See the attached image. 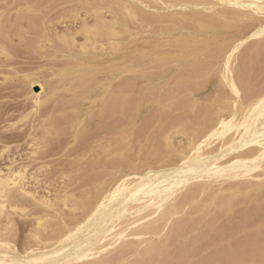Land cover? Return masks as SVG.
Instances as JSON below:
<instances>
[{
    "label": "rangeland",
    "instance_id": "rangeland-1",
    "mask_svg": "<svg viewBox=\"0 0 264 264\" xmlns=\"http://www.w3.org/2000/svg\"><path fill=\"white\" fill-rule=\"evenodd\" d=\"M98 1L99 0H97V1L96 0H86V1L85 0H0V30H1L0 33L2 31L4 33V34L3 33L0 34V36H1V39H0V45H1L0 46V155L2 152V155L0 156V166H1L0 168L3 167L2 170L6 169V167L8 166L7 164L12 165L13 167H14V165H15V167H17V166L26 164L25 166H27V169L29 170L28 174L32 173L31 175L34 174V175L38 176L37 180H39L40 178L42 179V180L40 179L38 181L40 183L36 182V180H33L32 177H30L32 179L28 178L27 179L28 181L26 180L28 182V184L25 185V188L27 187V189L29 188L28 190H31V191L35 190V194L37 193L36 197L38 195H42V194H44L46 197H50V196L55 197V195L58 192H60V190H62L63 192L65 191L68 194L69 193L75 194L74 196L77 197V199H78L77 201L84 198L85 200H87L90 203L95 198V193H94L95 188L97 186L106 185V183L109 181L110 177H112L111 175H113L115 177L117 175V177H119L118 175H121V173L125 174V173L130 172L129 174H134L136 176H142L143 173L145 174L148 170L152 169L151 171H155L156 169H158L159 167H161L163 165L164 166L167 165V167L168 166H175V165L179 164V162H178L179 157H178L177 152H175V154H174V152L168 154L167 152L164 151V149H162L163 148V142H164L162 140H164L163 138H164L165 130L167 131V128H169V126H170V129H169V131H167L166 134H169L172 131H174L175 129L180 128V127L184 128V129L186 128L185 131L188 133L185 132L186 134L185 133L184 134L183 133L175 134L174 138H173L174 145H176L177 147L179 146V148H181L183 146V144L186 142L188 135H190V133L193 131V129L196 130L198 133L201 132V134H203L204 132H208L209 130L213 131V130L217 129V127L219 126L218 124H220L221 122L228 121V120L232 121V122L236 121L238 119V113H239V110H237V109L240 106H241L240 108H246L247 103H245L244 105H237V104H239L240 101L243 100V98H244L243 101H245L246 98H248L249 96H251V95L253 96L254 92L257 93L260 90H264V81H263L264 80V72H263V70H264V42H262V41H264L263 40L264 39V9H263V7L260 11L255 12V14H253L254 11L252 12L253 9L251 7H246L244 9V15L241 17H238L234 22L239 27L238 30H237V28H238L237 27L236 30L231 29V30H228L227 32L226 31L221 32L211 42L204 41L205 40L204 38L199 37L200 39H197V42L196 41L193 42L196 47H194V45H192L193 43L190 42V39H187V38L192 33H194V31H196L195 29H197L198 23H199V18H197V17H199V14L193 12L194 14H196V16H194V14H192V12L189 8H187L185 6H181V5H176L177 6L176 11L180 14V21H178V23L175 25V28L173 27L174 26L173 22L170 21L171 19L160 18L155 14L154 11L151 12L152 15L150 14V12L148 13V15H147L148 19L149 18L151 19L149 21H148V19L145 18L147 16L144 15V17H143V16H141L142 14L139 13L138 15H136L137 17H134L131 19L128 18V21H127V28L128 29L125 31H122L123 33H121L117 37V38H119L117 40L120 42V50L119 51H112L111 49L106 47L107 46L106 44L102 46L101 43L104 42L105 39H102V40L97 39V41L94 43V47L92 48L93 50L92 49L81 50L80 44L84 42V33L81 31V29H82L81 26H83V25H81V23L82 24H88V25H89V23H90V25L94 24L93 22H95L97 14L100 17H102L103 20H105V21H109L112 17L111 9L114 6L115 2L113 3L112 0H110L111 2H109L107 0V2H109V3H105V0H101V1H99L100 3L98 4ZM102 1H103V3H102ZM124 1H126V0H118L119 3L124 2ZM164 1L177 3V2H180L181 0H164ZM258 1H259V3L264 2V0H258ZM96 2L98 5L96 4ZM146 2L147 3L149 2V4L151 3L152 6L155 5V7L157 8V4L153 3L152 0H148ZM94 7H96V8L98 7L97 8L98 10L94 11V9H95ZM107 10H108V12H107ZM249 11H251L252 13H250ZM109 12L111 13V15ZM251 15H253V16H251ZM139 16L142 17L143 19L141 18L140 20H138L140 18ZM155 16L157 19L155 18ZM136 18H138V19L135 20ZM144 18H145V20H144ZM158 18H160V19H158ZM143 20H144V22H140ZM169 21L171 24L169 23ZM132 22H133V24H132ZM179 22H180V24H179ZM135 23H136V25L138 24L137 26L135 25L136 27H134ZM139 23L141 25L143 24L145 26L142 25L143 26L142 27V26H140ZM181 23L184 25H181ZM150 25L152 28H148ZM169 25L170 26L172 25V26L169 27ZM178 25H179V27H178ZM138 26H140V28H138ZM187 26H189L188 29L186 28ZM190 26H191V28H190ZM192 26H194L193 27L194 30H193ZM167 27H168V31H167ZM259 27H260V29H258ZM131 28L133 31L131 30ZM134 28H136V29H134ZM41 29H42V31H41ZM171 29H173V30L171 31ZM256 29H258L259 31L258 30L256 31ZM65 30L67 32H65ZM143 30L144 31L146 30L145 32L148 34L150 33L149 34L150 36L148 34L147 35L149 37L147 35L144 36V34H146V33ZM150 30H151V32H150ZM16 32H19V33H16ZM48 33H50L49 36H48ZM59 33H68L69 35H73L74 42L70 48L63 50V49H60L58 47L57 42L54 39V37H55V34H59ZM129 33H130V35H129ZM51 34H52V36H51ZM248 34H249V36H248ZM251 34L252 35L255 34V35L250 37ZM261 34H263V35H261ZM4 35H5V37H4ZM219 37H221V38H219ZM245 37H246V40L243 39ZM2 38H3V40H2ZM47 38L50 40H48ZM51 38H52V41L54 39L53 42L51 41ZM5 39H6V41H4ZM233 39L235 40V42H233ZM259 39H261V40H259ZM138 40H140V41H138ZM258 40L260 41L261 44L259 43ZM46 43H48V44H46ZM215 43L217 45H215ZM123 44H125V45H123ZM230 44H232L233 46ZM99 45L103 47L102 50H101V47ZM137 45H138V47H135ZM225 45H229V46H225ZM5 46H6V48H5ZM121 46H122V48H121ZM206 46L208 48L207 50H206ZM238 46L240 49L238 48ZM260 46H261V48H260ZM241 47H242V49H241ZM1 48H3V50H4L3 52L1 51ZM55 48L57 50H55ZM213 48H216V49H213ZM221 48H223V49H221ZM232 48H234V49L232 50ZM255 48H257V50ZM5 49H8V50H5ZM237 49H239V50H237ZM72 50H73V52H72ZM220 50H221V52H218ZM222 50L225 52H223ZM93 51H94V53H93ZM108 51H109V53H107ZM143 51H144V54H143ZM207 51H209V53ZM229 51H231V52L229 53ZM236 51L239 53H236ZM253 51H255V52H253ZM67 52H68V54H67ZM100 52H102V54ZM132 52H134V53H132ZM138 52H140V54ZM146 53H147V55H146ZM217 53L219 55H217ZM249 53L251 56H248ZM259 53H261L263 55V58H262V55H260ZM76 54H77V56H76ZM91 54H93V55H91ZM98 54H100V55L97 56ZM212 54H215V55H212ZM225 54H227V56ZM230 54L238 55L239 57L235 56L236 57L235 58L232 55L230 56ZM73 55H74V57H72ZM126 55H129L128 58H126L127 57ZM138 55H139V59L137 58ZM172 55H174L175 58L174 57L172 58ZM256 55L258 58L256 57ZM83 56H84V58H83ZM85 56H86V58H85ZM87 56H88V58H90V60L87 58ZM130 56H132V57H130ZM166 56L168 58H166ZM124 57L126 60L124 59ZM193 57H195V58H193ZM210 57H211V59H210ZM231 57H233V58H231ZM78 58L79 59L83 58L82 59L83 61H84V59H87V60L82 62V60H79ZM96 58L98 60H95ZM132 58H135V59H132ZM176 58L179 59L178 63L180 65L177 64ZM205 59H207V60H205ZM208 59L211 61L209 62ZM252 59H254V60H252ZM92 60H93V62H92ZM184 60H186V61H184ZM189 60L194 61V62H190ZM196 60H197V62L199 60L200 63L199 62L197 63ZM237 60H240V62L238 61V63H236ZM219 61L221 64L219 63ZM175 62H176V64H175ZM206 62L208 64H206ZM233 62H235V64ZM248 62L251 63V66H247L250 64V63L247 64ZM133 63H135V64H133ZM213 63H215V66ZM84 65H85V67H84ZM94 65H95V67H93ZM98 65H99V68H98ZM129 65H131V66H129ZM141 66H143V68H141ZM229 66H231L232 69ZM235 66L237 68H239V67H241V68L237 69L238 70L237 71ZM246 66H247V68H246ZM100 67H102V68L100 69ZM197 67H200V68L197 69ZM256 67L259 68L258 71L256 70ZM92 68H94V69H92ZM194 68H196L197 70ZM86 70L89 71L88 74H86ZM177 70H179V71H177ZM206 70H207V72H206ZM223 70H225V71L227 70L230 73L233 72L234 79L237 80V84L239 83L238 85L241 86V87H239V86H237V87L241 88V90L244 89L243 95H242V91L239 88L237 91H235L234 89L229 87V83L227 82L228 80L224 79L222 77ZM251 70H252V72H251ZM73 71H75V72H73ZM118 71H119V73H118ZM174 71H176V72H174ZM246 71L247 72L249 71V73H247ZM253 71H255V72H253ZM84 72H85V75L82 74ZM213 72H214V74H213ZM238 72H239V74H238ZM201 75H203V77ZM243 75L245 77H243ZM82 76L85 79H82L83 78ZM87 76H89V77H87ZM90 77H91V79H89ZM237 77H238V79H237ZM30 78L33 79L34 81H36L35 86H33V90L38 91L39 87H41V90H42L40 93V102L37 106V111L35 113L31 112L32 108H33V99L31 97V93H30L31 88L29 87V81H28ZM198 78H200V79H198ZM246 78H247V80H246ZM255 78H256V81L254 80ZM184 79L185 80L187 79L188 82L185 81ZM183 80L185 81V83ZM198 81H201V82H198ZM223 81H224V83H223ZM241 81L243 82V84ZM244 81H246L247 83ZM252 82L255 84V86H254V84H252ZM194 83H197V84H194ZM220 83H223L222 86ZM180 84H184V85H180ZM185 84H187V85H185ZM188 84L190 85V87L192 86L193 88L191 87V89H189L190 87ZM223 85H224V87H223ZM259 85H260V87H259ZM176 86H178V87H176ZM195 86H197V87H195ZM172 87L173 88L175 87V90L177 89L178 91H174V89L170 90V88H172ZM182 87H184L185 90H183ZM211 87H212V89H211ZM223 89H225V93H224ZM247 89L249 92L245 93V91H247ZM256 89H258V90L256 91ZM179 90H180V92H179ZM211 90L213 92H211ZM164 91L166 92V94H164L165 93ZM167 91H169V92H167ZM188 91H189V93H188ZM234 91L236 92L235 93L236 95L234 94ZM200 92H201V94H200ZM46 93H47V95H46ZM202 93H203V95H202ZM155 94H156V96H155ZM159 94L161 95V98H160ZM210 94H212V95H210ZM180 95H182L181 96L182 98L184 97L183 98L184 100L182 99L183 101L179 97ZM206 95H207V97H206ZM44 96H46V97H44ZM116 96H118L119 99H117ZM213 96H214V98H213ZM167 97H168L167 100H169L170 102L166 101ZM171 97H172V99H171ZM174 97H176V98L179 97L180 99L179 98L178 99L181 100L180 103L179 102L177 103V99L175 100ZM186 97H187V99H186ZM208 97L211 99L208 100ZM43 98H45V99L42 100ZM89 98H90V100H89ZM144 98H145V100L147 98L146 102H145ZM203 98L207 99V100H204ZM93 99H94V101L91 102ZM155 99H157V100H155ZM202 99H203V101H202ZM171 100L176 102L177 105L175 106V103L172 104ZM187 100H190V101H187ZM199 100L201 103L197 102ZM186 101H187V103H185ZM195 101H196V103H193ZM236 101H238V103ZM113 102H115L114 103L115 105H113ZM230 102L231 103L236 102L237 106L231 107L229 105ZM156 103L160 104L161 106L157 105ZM214 103H216V104H214ZM101 104H104L102 107L99 106L102 109V111H101V109L99 110V107H98V105H101ZM139 104H141V105H139ZM163 104H166V105L164 106ZM184 104H186V105H184ZM191 104L194 105L195 110H193L194 107ZM213 104H214V106H213ZM149 105H150V107H149ZM154 105H156V106H154ZM171 105H172V107H171ZM215 105H218V107ZM198 106L201 107L203 111L201 110V112H200L201 108H198ZM187 107H190L191 109L193 108L192 109L193 111L190 108H188V110L185 109ZM159 108H161V109H159ZM216 108L217 109L219 108L220 112H218L219 110H217ZM164 109L166 111L167 110L168 111L167 112L162 111ZM178 109H180V110H178ZM145 110H146V112H145ZM197 110H199V112ZM140 111H141V113L144 112V114L141 115ZM179 111L182 113L181 114L182 116L180 115V117H182V118L179 117V113H180ZM182 111H186L184 113L186 114L187 117L185 116V114ZM163 112L165 113L164 115H163ZM177 112H179V113L177 114ZM215 112H216V116H214ZM174 113H175V116H174ZM199 113H203V114H200L201 117H199ZM26 114H28V115L26 116ZM171 114L175 118L172 117ZM162 115H163V117H162ZM176 115H178V116H176ZM188 115H191L190 118L193 117V119L192 118L190 119ZM168 116H170V118H174L175 122H173L174 119L171 120ZM206 116H208L207 118L209 120L207 118H205ZM225 116H227L226 117L227 120L225 119ZM176 117L178 119H176ZM221 117L223 118V120H220V119H222ZM135 118H136V120H135ZM168 118L170 119V121L173 122V123L171 122L172 125L175 123L174 124L175 126H176V123L179 121V118H180V122H179L180 125L177 124V127L173 126L174 127L173 128L169 124V126L167 125L168 126L167 127L166 124L170 123ZM183 118H185L186 120ZM165 119L168 123H166ZM189 119L192 120V124L195 122L193 126H192L191 122L189 121ZM194 119H196V120L198 119V121H196ZM162 120H163V122H162ZM133 121L136 122V126L138 125L137 127L135 126ZM157 121H159V122H157ZM201 121H202V124H201ZM207 121H208V123H207ZM214 121L216 122V124ZM189 122H190V125L188 126ZM77 123H78V125H76ZM196 125L198 126V128L196 127ZM213 125H214V127H213ZM132 126H134L135 128L134 127L132 128ZM164 126H166L165 127L166 129L164 128ZM201 126H202V129H201ZM203 126H204V128H203ZM138 127H139V130L137 133V131L135 129L136 128L138 129ZM205 128H207V129H205ZM262 128L264 129V126H262ZM78 129H79V132L77 131ZM133 129L136 131V133L134 132ZM190 129H192V130H190ZM203 129H205V130H203ZM140 131L143 132V134L145 133L147 135H145V134L143 135L142 133L139 134ZM152 131H154V133ZM163 131H164V134L162 133ZM118 133H122V134L120 135ZM128 133H129V135H127ZM159 133H162V135H163L162 139H161V137H158ZM42 134H44L45 138L43 137ZM117 134L120 136V137L118 136L120 142L117 140L118 139ZM136 134H138L139 136ZM133 135H135V136H133ZM151 135H153L152 137L154 139H152V137H150ZM159 135L161 136V134H159ZM37 136H39V137H37ZM34 137H35V139H38V138L41 139L42 147L39 148L37 150V152L35 154H33V156H32L31 154H32V150H33L32 149L33 145H31L30 143L32 142ZM134 137H136V139ZM143 137H145V139ZM185 137H187V138L185 139ZM122 138H126V139L122 140ZM43 139H45V140H43ZM110 139H111V141H110ZM133 139H135V140L133 141ZM158 139H161V140L159 141ZM98 140L101 144L104 141V144L101 145L98 142ZM106 140H107V142H105ZM146 140L148 141V143ZM44 141H45V143H44ZM129 141H130V143H129ZM150 141H152V142H150ZM208 141H210V142L203 147V149L200 151V154L204 153V155H207L209 152L212 154H216V152L219 155L223 154V152L219 153L218 150H216L217 138L215 135L209 137ZM124 142L126 143V146L124 145L125 144ZM131 142L133 144H131ZM143 142H145V146H144ZM158 142L161 144H157ZM110 143H113V146L110 145ZM155 143H156V146H154ZM94 144H95V147H94ZM106 144H108V145H106ZM121 144L124 145V147ZM147 144L150 146V148ZM132 145H133V147H132ZM157 145H158V147H157ZM159 145H160V147L162 146V148H160ZM106 146L107 147L109 146L108 147L109 149L104 151V149L107 148ZM146 146H148L147 149L149 151V154L152 152L150 154L151 156L149 154L147 155L148 151L146 149ZM6 147H7L8 151H6L7 150ZM125 147H126V149H125ZM130 147L132 148V150L135 149L134 150L135 152L131 151L132 153H130V150H131ZM153 147H155V148L157 147L156 150ZM212 147H213V150L211 151ZM9 148H10V150H9ZM94 148H96V149L98 148V149L96 150ZM99 148H100V150H99ZM101 148H102V150H101ZM159 148H160V151H158ZM2 149L5 150L7 154ZM90 149H91V151H93V153L90 151ZM111 149L115 153H117L116 150L117 151L119 150L118 151L119 155L113 153ZM120 149L122 150V153H121ZM138 149L142 152L146 149L147 152L145 151V152H143L144 153L143 154ZM149 149H151V151ZM152 149H154L156 151V153H154V155H153V152H155V151L154 150L152 151ZM128 150H129V153H128ZM100 151L101 152L103 151L102 152L103 154ZM233 151L234 152H232V151L227 152L226 155L224 154V157H222L221 160H223V159L225 160L226 158L227 159L232 158V156H235V155L240 154V153L243 154L242 153L243 149L240 150L241 151L240 153H237L239 151H236V149H234ZM235 151H236V153H235ZM88 152H90V154ZM111 152H112V156H111ZM91 153L93 154V156H96L97 158L91 156ZM96 153H98V154L100 153L102 155H100V154L98 155ZM107 153H108V155H107ZM157 153L160 154L161 156L158 155ZM105 154L108 157H111L112 161H111V158H108L107 156L105 157ZM114 154H115V157H113ZM127 154L128 155L131 154V155L128 157ZM218 154H216V155H218ZM229 154H232V155H230L231 157L229 156ZM116 155L120 156V158L121 157L122 158L120 159L118 157V159H116ZM100 156H103L104 158H102V157L100 158ZM152 156H154V157H152ZM227 156H229V157H227ZM7 157H9V159ZM12 157H13V159H12ZM130 157H132V158H130ZM114 158H115V160H113ZM135 158L137 159L136 162H138L136 164H135ZM151 158H153V159L150 160ZM77 159H78L77 164L76 163L73 164L74 162L77 161ZM80 159H82V160L79 161ZM100 159L104 162L103 164L101 161H99ZM168 159L171 161H169ZM13 160H15V161H13ZM86 160H90V161L92 160L91 161L92 164H90L91 162H89V161L86 162ZM118 160H120V162H118ZM155 160H156V162H155ZM7 161H9V162H7ZM82 161L84 164L83 163L81 164ZM107 161H111L113 163V164H110L111 170L107 166L110 162H108V164H107L106 163ZM113 161L118 162V163L115 162L116 167L119 166L118 169L113 166V165H115ZM121 162H122V166H124L123 167L124 169L120 166ZM139 162H141V163L139 164ZM263 162H264V160L262 161V163ZM93 163L96 165H94ZM99 163H101L99 165L100 167L98 166ZM133 163L135 164V166L132 165ZM16 164H18V165H16ZM104 164L108 167V169L106 166H104L105 168L103 167ZM45 165H47V166H45ZM74 165L76 166L75 168H74ZM77 165H78V167H77ZM125 165L128 166V170L126 169L127 167L125 168ZM129 165H132V167ZM141 165H143V166H141ZM88 166H91V168H89ZM92 166H94L95 168H93ZM87 167L89 169H92V172L89 171V169ZM76 168L77 169L79 168V171H77ZM84 168H86L85 169V171L87 170L86 172L84 171ZM133 168H136V169H133ZM72 169H74V170H72ZM80 169H82L83 171L81 170V172H80ZM97 169L99 171H97ZM100 169H102V170H100ZM130 169H132V170H130ZM71 170H72V172H74V175L72 174V172H69ZM93 170H96V171H93ZM106 170L107 171L110 170L108 172V174L106 173L107 172ZM256 170H258V171L256 172ZM3 171H5V170H3ZM31 171L36 172V174L31 172ZM120 171H121V173H120ZM65 172L66 173L68 172V173L65 174ZM77 172H79V173H77ZM89 172H91V173H89ZM95 172H96V175L100 174V175L96 176L97 179H96V177L95 178L93 177V176H95L94 175ZM100 172H102V173H100ZM111 172H113V173H111ZM251 172H250L251 176L247 177V178L240 177V176L235 177V179H234V177H228V179L227 178H219L218 181H215L213 183L214 190L212 187H211L212 191H211V188L205 189L206 191L203 192V194L201 195L200 198H198V200L195 199V201L190 203L187 211L192 212V210H193V212H197L199 210V212H198V214L194 213L192 215L183 214V217L189 218V216H190L192 218H194V217L196 218L197 216H199L200 220L205 222V221H207L206 218H208L209 214L211 213L210 211L213 210L212 209L213 203H215V202H217V200L221 199L222 196L224 197L225 195H227L226 192H228V194L235 192L233 194L236 195L235 197L237 199L239 197V194L240 193L242 194V195L240 194L241 195L240 200H237V199L234 200L233 209H231L232 211L229 212L227 214V216L225 215V217H223V218L219 217V218H217L216 221H214L213 227H214V225H216V227H215L216 232L214 230L215 228H213L212 226L209 228L208 234L212 235L211 237L209 235V238L211 240L210 244H208V246L207 245L206 246H203V245L200 246L198 252L196 254H194V256H196V257H194V256L188 257V259L186 260V263L184 262V264H190V263L192 264L193 262L199 261L198 260L199 258H200L199 262H202L203 264H216L217 260L211 258L213 251H215L213 253H216V252L217 253L233 252V253H235V256L240 255L239 252H241V254H244V255H245V253H248V255L247 254L245 255V263L246 264H264V260L262 259L264 257V253H263L264 252V246H261V245H264V222H263L264 221V213H263L264 212V210H263L264 209V186H263L264 184L261 185V183L258 181L260 178L255 176V175L262 172L260 169H254ZM69 173H70V175H73L72 177H76L75 180H74V178L73 179L71 178L72 180L71 179L67 180L68 177L69 178L71 177L68 175ZM99 176H101V177H99ZM105 177H107L108 180ZM78 178H80V179H78ZM92 179L94 180L96 186H92L94 184V182H92ZM241 179H243V180H241ZM244 179H245V182H248V184L250 183L248 185V187L251 186L252 182H253V186L249 187V188L246 186L247 187V189H246V187L243 186V185L247 184V183L245 184ZM227 180H229V181H227ZM234 180H238V181H236V183H235ZM67 181H68V183H67ZM231 181H232V183H231ZM96 182L97 183L99 182L98 185ZM257 182H259V184ZM42 183H44V184H42ZM49 183H50V185H49ZM242 183H243V185H242ZM256 183H257V185H256ZM239 185L241 187H239ZM259 185H261V187H263V188H261L262 190L260 189ZM227 186H228V188H227ZM242 186L245 189H243V190L240 189V188H243ZM92 187H94V188H92ZM256 187L258 188L259 191L257 190ZM43 188H45V190ZM217 188H218V190H217ZM251 188L252 189L254 188L255 191L252 190ZM219 189H221V190H219ZM236 191H238V193ZM89 192L91 194H89ZM62 193L61 192L58 193L57 196L61 195ZM83 193H85V194H83ZM222 193H224V194H222ZM88 195L92 199L88 198ZM207 198H209V199L213 198V200L211 199V201L209 200L210 201L209 202L206 200ZM235 201H236V203H235ZM34 202H33V199L32 200L30 199V197L24 201V204L27 207V211L29 212V213L25 214L26 216L23 215L24 216V220H23L24 222H22L23 218H19L20 216L17 218V215H15L16 219H17L16 220V222H17L16 228L14 227L16 230L13 228L14 229L13 230V237L15 240L13 239V237H11V238L14 240L13 242L15 244V247L16 248L18 247V249L23 246L24 243L22 244V242H25L28 238L27 237V235H28L27 234V232H28L27 228L29 226L27 223L30 224V221L34 222L33 220L38 215V213L42 214L41 212L46 211L39 204H36ZM194 202H196V203L194 204ZM198 202L200 204H198ZM201 202H202V204H201ZM204 203H205V205H207V204L208 205L205 206V205H203ZM199 205H200V207H199ZM201 205L204 207V209H202L203 207ZM256 206H257V209H255ZM190 208H192V209H190ZM252 208L255 211H252ZM68 209L70 210V212ZM63 210H65V212L67 211L66 212L67 216H65L66 217L65 220H67V222H71V220H73L74 218H79L80 216L83 215V212H84V209H82V208H76L75 210H72L69 207H65V208L63 207ZM200 211H202L204 213H200ZM46 212H48V211H46ZM43 213H45V212H43ZM252 213H255V214H253L252 216H249ZM68 214L70 216H68ZM247 214L249 217L246 216ZM204 215L206 216V218ZM242 216H244V218H245L244 222H243L244 218ZM261 217H263V218H261ZM255 218H257V219H255ZM69 219H71V220H69ZM258 219H259V221H258ZM223 221H224L225 225L223 224ZM240 221H242V222H240ZM24 223H26L25 226H27V227H24ZM202 224L203 223H201L199 225V228L200 227L205 228L204 227L205 225H202ZM226 224H227V226H226ZM232 226L237 227V229L234 228L232 230V228H230ZM258 226H259V228H258ZM260 227H263L262 228L263 230ZM229 228H230V230H229ZM210 229H212V230H210ZM222 229H223V231H222ZM257 229H258V231H257ZM204 230H206V228ZM225 230H227L226 233H223V232H225ZM234 230H236V231H234ZM261 234L263 237L260 236ZM225 235H227V236L225 237ZM248 236H250L251 238H249ZM253 237L254 238L257 237V238L254 239ZM24 239H26V240H24ZM260 240L262 241V243ZM255 241L257 242V244ZM237 242H239V243H237ZM241 242H243V243H241ZM259 242H260L261 247H259ZM235 243H237V244L234 245ZM248 243L250 244V247L248 246L249 245ZM254 244H256V247H258V248L254 249L255 248ZM209 246H212V247H209ZM241 246L243 247V249H241L242 248ZM225 247H229V248L224 249ZM239 247H240V249H239ZM248 247H249L250 251H249ZM215 248L217 249V251ZM236 248H238V250H236ZM205 249H207L206 250L207 252L205 251ZM221 249H222V251H221ZM232 249H235V250L233 251ZM262 249H263V252H262ZM252 252H254V254H252ZM262 253H263V255H262ZM257 255H258V257H257ZM202 256H204V258H202ZM259 256L261 258H259ZM250 257H252V258H250ZM190 258H192V259H190ZM259 259H261V260H259ZM254 260H256V261H254ZM219 262L220 263L217 262V264H224V263L225 264L226 263L227 264H234V262H232V261H219ZM235 264H239V263L235 262ZM241 264H244V263H241Z\"/></svg>",
    "mask_w": 264,
    "mask_h": 264
},
{
    "label": "bare ground",
    "instance_id": "bare-ground-1",
    "mask_svg": "<svg viewBox=\"0 0 264 264\" xmlns=\"http://www.w3.org/2000/svg\"><path fill=\"white\" fill-rule=\"evenodd\" d=\"M86 1V0H85ZM97 1V0H96ZM101 1V0H99ZM98 1V4L100 3ZM109 2H111L110 0H108ZM146 1L148 0H126L124 2H118V0H112V2L114 4V6L111 9L112 12V17L109 21H105L103 20L102 17H100L98 14L96 16V20L95 22H93L94 24L89 25L88 24H82L83 26L81 31L84 33V42L80 44L81 50L83 49H92L94 47V43L97 41V39H105L104 42L101 43V45H107L106 47L111 49L112 51H119L120 50V42L117 40L119 38H117L121 33H123L122 31L127 30V21L128 18H134L137 17L136 15H138L139 13H141L140 15L144 17L148 15V13L152 11L155 12V14L160 17V18H169L171 19L170 21L173 22V27L175 28V25L178 23V21H180V14L176 11L177 6L176 5H181V6H185L187 8H189L192 12V14L198 13L199 14V23H198V27L197 29H195L196 31H194V33H192L187 39H190V42L193 43L194 41L197 42V39L204 38V41L207 42H211L213 41V39L216 38V36H218L219 33L221 32H227L228 30L231 29H235L238 27L234 22L238 17H241L244 15V9L246 7H251L254 11L253 14H255V12H258L262 9H264V2L259 3L258 0H181L180 2L177 3H173V2H165L164 0H152L153 3L157 4V8L155 7V5H151V3L149 4V2L147 3ZM258 1V2H257ZM107 2V0H105V3H109ZM103 3V1H102ZM146 3V4H145ZM97 4V2H96ZM97 4V5H98ZM102 5V4H101ZM100 6V5H99ZM109 6V5H108ZM107 6V7H108ZM95 8V9H94ZM94 11H97L98 7H94ZM100 8V7H99ZM111 8V7H110ZM137 9V10H136ZM185 9V8H184ZM250 9V8H249ZM136 12H135V11ZM105 11V10H104ZM108 12V10H107ZM153 12V13H154ZM250 13H252L251 11H249ZM248 12V13H249ZM110 13V12H109ZM189 13V12H188ZM247 13V14H248ZM75 14V13H74ZM154 14V15H155ZM190 14V13H189ZM197 14V15H198ZM103 15V14H102ZM111 15V13H110ZM152 15V14H151ZM250 15V14H249ZM71 16V15H70ZM194 16H196V14H194ZM253 16V15H251ZM263 16V15H262ZM140 17V16H139ZM142 17H140L139 19L136 18L135 20H140ZM146 19H148V16L145 17ZM144 18V20H145ZM156 18V16H155ZM154 18V19H155ZM158 18V19H160ZM143 19V18H142ZM157 19V18H156ZM259 19V18H258ZM140 21V22H144ZM151 20L150 18L148 19V21ZM132 21V20H131ZM155 21V20H154ZM169 21V23H170ZM254 21V20H253ZM130 22V21H129ZM136 22V21H135ZM153 22V21H152ZM131 24V23H130ZM133 24V22H132ZM140 24V23H139ZM171 24V23H170ZM180 24V22H179ZM136 23L134 24V27ZM143 25V24H142ZM140 24V26H142ZM152 25V24H151ZM151 25L148 28H152ZM181 25H184L181 23ZM140 26H138V28H140ZM145 26V25H143ZM142 26V27H143ZM172 26V25H171ZM169 25V27H171ZM46 27V26H45ZM179 27V25H178ZM194 26H192L193 28ZM147 28V27H146ZM184 28V27H183ZM187 29L189 28V26L186 27ZM191 28V26H190ZM43 29V28H42ZM41 29V31H42ZM136 29V28H134ZM144 29V28H143ZM178 29V28H177ZM185 29V28H184ZM239 29V27L237 28V30ZM260 29V27L258 28ZM256 29V31L258 30ZM132 30V28H131ZM148 30V29H147ZM173 29H171L172 31ZM175 30V29H174ZM194 30V28H193ZM1 31V30H0ZM10 31V30H9ZM133 31V30H132ZM138 31V30H137ZM144 31V30H143ZM146 31V30H145ZM144 31V32H145ZM162 31V30H161ZM166 31V30H165ZM167 31H168V27H167ZM178 31V30H177ZM255 31V32H256ZM259 31V30H258ZM65 32H67L65 30ZM69 32V31H68ZM78 32V31H77ZM129 32V31H128ZM151 32V30H150ZM154 32V31H153ZM183 32V31H182ZM191 32V31H190ZM252 32V31H251ZM3 31L0 33L2 34ZM11 33V32H10ZM19 33V32H16ZM45 33V32H44ZM132 33V32H131ZM138 33V32H137ZM146 33V32H145ZM161 33V32H160ZM4 34V33H3ZM82 34V33H81ZM148 33L144 34V36H146ZM150 34V33H149ZM148 34V35H149ZM153 34V33H152ZM257 34V33H256ZM21 35V34H20ZM43 35V34H42ZM50 35V33H48V36ZM130 35V33H129ZM147 35V36H148ZM174 35V34H173ZM182 35V34H181ZM255 35V34H253ZM252 34L250 35L253 36ZM263 35V34H261ZM3 36V35H2ZM10 36V35H9ZM52 36V34H51ZM150 36V35H149ZM148 36V37H149ZM185 36V35H184ZM224 36V35H223ZM247 36V35H246ZM249 36V34H248ZM5 37V35H4ZM8 37V36H7ZM6 37V38H7ZM45 37V36H44ZM47 37V36H46ZM56 37V38H55ZM54 39L57 42V45L60 49H68L73 45L74 42V37L73 35H69L68 33H59V34H55ZM235 37V36H234ZM240 37V36H239ZM141 38V37H140ZM139 38V39H140ZM144 38V37H143ZM146 38V37H145ZM165 38V37H164ZM221 38V37H219ZM263 38V37H262ZM1 39V36H0ZM48 39V38H47ZM53 39V41H54ZM131 39V38H130ZM186 39V40H187ZM224 39V38H223ZM232 39V38H231ZM246 40V37L243 38ZM256 39V38H255ZM3 40V38H2ZM8 40V39H7ZM50 40V39H48ZM261 40V39H259ZM258 40V41H259ZM264 40V39H263ZM6 41V39L4 40ZM52 41V38H51ZM52 41V42H53ZM140 41V40H138ZM200 41V40H199ZM256 41V40H255ZM55 42V43H56ZM127 42V41H126ZM215 42V41H214ZM226 42V41H225ZM233 42H235V40L233 39ZM264 42V41H262ZM204 43V42H203ZM232 43V42H231ZM238 43V42H237ZM260 43V41H259ZM10 44V43H9ZM48 44V43H46ZM54 44V43H53ZM79 44V43H78ZM77 44V45H78ZM205 44V43H204ZM233 44V43H232ZM230 44V45H232ZM258 44V43H257ZM261 44V43H260ZM259 44V45H260ZM55 45V44H54ZM56 45V46H57ZM125 45V44H123ZM136 45V44H135ZM190 45V44H189ZM192 45L195 46V44L193 43ZM211 45V44H210ZM214 45V44H213ZM215 45H217L215 43ZM258 45V46H259ZM1 46V45H0ZM4 46V45H3ZM44 46V45H43ZM79 46V45H78ZM100 46V45H99ZM98 46V47H99ZM102 46L101 50H102ZM129 46V45H128ZM220 46V45H219ZM224 46V45H223ZM225 46H229V45H225ZM233 46V45H232ZM243 46V45H242ZM262 46V45H261ZM260 46V48H261ZM97 47V48H98ZM135 47H138L135 46ZM192 47V46H191ZM212 47V46H211ZM6 48V46H5ZM42 48V47H41ZM45 48V47H44ZM54 48V47H53ZM105 48V47H104ZM122 48V46H121ZM126 48V47H125ZM124 48V49H125ZM210 48V47H209ZM219 48V47H218ZM239 48V46H238ZM245 48V47H244ZM258 48V47H257ZM257 48H255L257 50ZM80 49V48H79ZM128 49V48H127ZM126 49V50H127ZM198 49V48H197ZM207 46H206V50H207ZM216 49V48H213ZM223 49V48H221ZM227 49V48H226ZM234 48H232L233 50ZM240 49V48H239ZM237 49V50H239ZM242 49V47H241ZM8 50V49H5ZM55 50H57L55 48ZM71 50V49H70ZM93 50V49H92ZM100 50V51H101ZM106 50V49H105ZM104 50V51H105ZM186 50V49H185ZM193 50V49H192ZM191 50V51H192ZM228 50V49H227ZM252 50V49H251ZM262 50V49H261ZM1 51L3 52V48H1ZM78 51V50H77ZM196 51V50H195ZM194 51V52H195ZM214 51V50H213ZM217 51V50H216ZM223 51V50H222ZM241 51V50H240ZM247 51V50H246ZM8 52V51H7ZM58 52V51H57ZM61 52V51H60ZM63 52V51H62ZM73 52V50H72ZM82 52V51H81ZM80 52V53H81ZM111 52V51H110ZM136 52V51H135ZM188 52V51H187ZM193 52V53H194ZM206 52V51H205ZM209 53V51H207ZM218 52H221L218 51ZM225 52V51H223ZM222 52V53H223ZM231 51H229L230 53ZM245 52V51H244ZM252 52V51H251ZM255 52V51H253ZM258 52V51H257ZM5 53V52H4ZM71 53V52H70ZM94 53V51H93ZM102 54V52H100ZM109 53V51L107 52ZM134 53V52H132ZM131 53V54H132ZM140 54V52H138ZM137 53V54H138ZM203 53V52H202ZM201 53V54H202ZM236 53H239L236 51ZM241 53V52H240ZM68 54V52H67ZM73 54V53H72ZM79 54V53H78ZM87 54V53H86ZM117 54V53H116ZM142 54V53H141ZM144 54V51H143ZM188 54V53H187ZM221 54V53H220ZM228 54V53H227ZM227 54H225L227 56ZM256 54V53H255ZM254 54V55H255ZM260 55H262L261 53H259ZM258 54V55H259ZM71 55V54H70ZM83 55V54H82ZM93 55V54H91ZM100 54H98L97 56H99ZM104 55V54H103ZM102 55V56H103ZM112 55V54H111ZM147 55V53H146ZM169 55V54H168ZM171 55V54H170ZM215 55V54H212ZM217 55H219L217 53ZM223 55V54H222ZM232 54H230L231 56ZM259 55V56H260ZM77 56V54H76ZM101 56V57H102ZM109 56V55H108ZM115 56V55H114ZM117 56V55H116ZM128 58L129 55H126ZM179 56V55H178ZM205 56V55H204ZM209 56V55H208ZM232 56H238V55H232ZM245 56V55H244ZM248 56H251L250 53ZM71 57V56H70ZM74 57V55L72 56ZM132 57V56H130ZM137 57V56H136ZM135 57V58H136ZM174 57V55H172V58ZM216 57V56H215ZM221 57V56H220ZM223 57V56H222ZM239 57V56H238ZM241 57V56H240ZM257 57V55H256ZM84 58V56H83ZM82 58V59H83ZM86 58V56H85ZM88 58V56H87ZM100 58V57H99ZM109 58V57H108ZM123 58V57H122ZM132 58V59H135ZM139 59V55L137 57ZM136 58V59H137ZM166 58H168L166 56ZM170 58V57H169ZM175 58V57H174ZM179 58V57H178ZM195 58V57H193ZM217 58V57H216ZM215 58V59H216ZM233 58V57H231ZM236 58V57H235ZM234 58V59H235ZM247 58V57H246ZM249 58V57H248ZM258 58V57H257ZM263 58V55H262ZM79 59V58H78ZM79 59V60H82ZM90 60V58H88ZM125 59V57H124ZM131 59V60H132ZM177 59V58H176ZM198 59V58H197ZM211 59V57H210ZM227 59V58H226ZM250 59V58H249ZM255 59V58H254ZM252 59V60H254ZM75 60V59H74ZM77 60V59H76ZM78 60V61H79ZM87 59H84V61ZM95 60H98L97 58ZM106 60V59H105ZM126 60V59H125ZM144 60V59H143ZM146 60V59H145ZM149 60V59H148ZM187 60V59H186ZM184 60V61H186ZM207 60V59H205ZM217 60V59H216ZM246 60V59H245ZM256 60V59H255ZM261 60V59H260ZM82 60V62H84ZM130 61V60H129ZM128 61V62H129ZM134 61V60H133ZM137 61V60H136ZM179 59H177V64ZM190 61V60H189ZM208 61L210 62L211 60L208 59ZM231 61V60H230ZM235 61V60H234ZM238 61L240 62V60H237L236 63H238ZM259 61V60H258ZM91 62V61H90ZM89 62V63H90ZM93 62V60H92ZM101 62V61H100ZM147 62V61H146ZM175 62V64H176ZM190 62H194V61H190ZM197 62V60H196ZM199 62V60H198ZM197 62V63H198ZM215 62V61H214ZM227 62V61H226ZM242 62V61H241ZM81 63V62H80ZM88 63V64H89ZM132 63V62H131ZM140 63V62H139ZM189 63V62H188ZM200 63V62H199ZM216 63V62H215ZM215 63L214 66H215ZM220 63V61H219ZM218 63V64H219ZM235 64V62H233ZM250 62H248L247 64H249ZM78 64V63H77ZM96 64V63H95ZM102 64V63H101ZM105 64V63H104ZM124 64V63H123ZM135 64V63H133ZM206 64H208L206 62ZM221 64V63H220ZM240 64V63H239ZM108 65V64H107ZM110 65V64H109ZM180 65V64H179ZM203 65V64H202ZM201 65V66H202ZM238 65V64H237ZM236 65V66H237ZM244 65V64H243ZM131 66V65H129ZM138 66V65H137ZM145 66V65H144ZM211 66V65H210ZM217 66V65H216ZM220 66V65H219ZM232 66V65H231ZM231 66H229L231 68ZM235 66V67H236ZM239 66V65H238ZM247 66H251V63ZM246 66V68H247ZM80 67V66H79ZM85 67V65H84ZM92 67V66H91ZM95 67V65L93 66ZM206 67V66H205ZM213 67V66H212ZM224 67V66H223ZM71 68V67H70ZM73 68V67H72ZM77 68V67H76ZM99 68V65H98ZM97 68V69H98ZM102 67H100L101 69ZM125 68V67H124ZM123 68V69H124ZM141 68H143V66H141ZM140 68V69H141ZM200 67H197V69ZM202 68V67H201ZM241 68V67H239ZM236 67V70L239 69ZM84 69V68H83ZM88 69V68H87ZM94 69V68H92ZM174 69V68H173ZM196 69V68H194ZM196 69V70H197ZM206 69V68H205ZM204 69V70H205ZM216 69V68H215ZM232 69V68H231ZM254 69V68H253ZM259 68L256 67V70L258 71ZM220 70V69H219ZM85 71V70H84ZM122 71V70H121ZM169 71V70H168ZM179 71V70H177ZM202 71V70H201ZM211 71V70H210ZM238 71V70H237ZM67 72V71H66ZM75 72V71H73ZM78 72V71H77ZM88 70H86V74H88ZM93 72V71H92ZM176 72V71H174ZM200 72V71H199ZM207 72V70H206ZM216 72V71H215ZM241 72V71H240ZM244 72V71H243ZM242 72V73H243ZM247 72V71H246ZM252 72V70H251ZM255 72V71H253ZM264 72V70H263ZM119 73V71H118ZM117 73V74H118ZM194 73V72H193ZM211 73V72H210ZM223 75L222 77L224 79H227L228 83H229V87L234 89L235 91L238 90L239 86L237 84V80L234 79V74L233 72L230 73L227 70H223ZM241 73V74H242ZM249 73V71L247 72ZM246 73V74H247ZM257 73V72H256ZM77 74V73H76ZM85 75V72L82 73ZM190 74V73H189ZM203 74V73H202ZM214 74V72H213ZM237 74V73H236ZM239 74V72H238ZM251 74V73H250ZM249 74V75H250ZM253 74V73H252ZM194 75V74H193ZM192 75V76H193ZM208 75V74H207ZM260 75V74H259ZM203 77V75H201ZM200 76V77H201ZM205 76V75H204ZM83 77V76H82ZM89 77V76H87ZM86 77V78H87ZM191 77V76H190ZM207 77V76H206ZM243 77H245L243 75ZM260 77V76H259ZM258 77V78H259ZM189 78V77H188ZM192 78V77H191ZM220 78V77H219ZM257 78V77H256ZM256 78L254 79L256 81ZM5 79V78H4ZM82 79H85L84 77ZM81 79V80H82ZM91 79V77L89 78ZM165 79V78H164ZM200 79V78H198ZM202 79V78H201ZM238 79V77H237ZM37 80V79H36ZM185 80V79H184ZM183 80V81H184ZM190 80V79H189ZM193 80V79H192ZM220 80V79H219ZM247 80V78H246ZM249 80V79H248ZM260 80V79H259ZM29 87L31 88V97L33 99V108L32 111L33 113H35L37 111V106L40 102V93H41V87H39L38 91L33 90V86H35L36 81H34L33 79H29ZM187 81V79L185 80ZM184 81V83H185ZM250 81V80H249ZM264 81V80H263ZM262 81V82H263ZM188 82V81H187ZM195 82V81H194ZM201 82V81H198ZM218 82V81H217ZM220 82V81H219ZM242 82V81H241ZM246 82V81H244ZM254 82V81H253ZM252 82V84H254ZM177 83V82H176ZM191 83V82H190ZM224 83V81H223ZM223 83H220L221 86ZM247 83V82H246ZM197 84V83H194ZM243 84V82H242ZM241 84V85H242ZM105 85V84H104ZM178 85V84H177ZM180 85H184V84H180ZM179 85V86H180ZM187 85V84H185ZM189 85V84H188ZM262 85V84H261ZM40 86V85H39ZM154 86V85H153ZM194 86V85H193ZM210 86V85H209ZM214 86V85H213ZM239 86V87H237ZM249 86V85H248ZM252 86V85H251ZM255 86V84H254ZM253 86V87H254ZM103 87V86H102ZM178 87V86H176ZM181 87V86H180ZM188 87V86H187ZM190 87V85H189ZM192 87V86H191ZM191 87L189 89H191ZM197 87V86H195ZM194 87V88H195ZM218 87V86H217ZM224 87V85H223ZM258 87V86H257ZM260 87V85H259ZM193 88V87H192ZM204 88V87H203ZM215 88V87H214ZM249 88V87H248ZM101 89V88H100ZM151 89V88H150ZM174 89V91H178L177 89L175 90V87L170 88ZM183 90L184 87H182ZM200 89V88H199ZM212 89V87H211ZM241 90V88H239ZM216 90V89H215ZM224 93H225V89ZM244 90V89H243ZM243 90L242 91V95H243ZM258 89H256L257 91ZM45 91V90H44ZM43 91V92H44ZM99 91V90H98ZM193 91V90H192ZM230 91V90H229ZM234 91V94L236 93ZM240 91V92H241ZM163 92V91H162ZM165 92V91H164ZM169 92V91H167ZM173 92V91H172ZM180 92V90H179ZM211 92H213L211 90ZM246 92H249L248 89ZM178 93V92H177ZM183 93V92H182ZM189 93V91H188ZM216 93V92H215ZM231 93V92H230ZM162 94V93H161ZM166 94V92L164 93ZM163 94V95H164ZM199 94V93H198ZM197 94V95H198ZM201 94V92H200ZM207 94V93H206ZM217 94V93H216ZM219 94V93H218ZM43 95V94H42ZM47 95V93H46ZM160 95V94H159ZM158 95V96H159ZM162 95V96H163ZM193 95V94H192ZM191 95V96H192ZM203 95V93H202ZM212 95V94H210ZM236 95V94H235ZM238 95V94H237ZM146 96V95H145ZM156 96V94H155ZM175 96V95H174ZM182 95H180L179 97L181 98V100L184 98L181 97ZM46 97V96H44ZM90 97V96H89ZM117 99H119L118 96H116ZM164 97V96H163ZM166 97V96H165ZM178 97V98H179ZM193 97V96H192ZM207 97V95H206ZM205 97V98H206ZM212 97V96H211ZM220 97V96H219ZM223 97V96H222ZM227 97V96H226ZM240 97V96H239ZM98 98V97H97ZM115 98V97H114ZM161 98V95H160ZM175 100L177 99V103L181 100H179L178 98L174 97ZM214 98V96H213ZM212 98V99H213ZM45 98H43L42 100H44ZM95 99V98H94ZM94 99L91 101L93 102ZM103 99V98H102ZM116 99V98H115ZM114 99V100H115ZM159 99V98H158ZM168 97L166 98V101L170 102L169 100H167ZM170 99V98H169ZM172 99V97H171ZM187 99V97H186ZM198 99V98H197ZM200 99V98H199ZM204 99V98H203ZM202 99V101H203ZM211 99L208 97V100ZM228 99V98H227ZM231 99V98H230ZM41 100V101H42ZM90 100V98H89ZM96 100V99H95ZM145 100V98H144ZM147 100V98H146ZM145 100V102H146ZM157 100V99H155ZM184 100V99H183ZM182 100V101H183ZM194 100V99H193ZM196 100V99H195ZM207 100V99H204ZM244 100V98H243ZM241 100L239 104L238 101L236 102H230L229 105L231 107H235L237 105H244L245 103H247L246 108H238L237 110H239L238 113V119L234 122L232 121H224L221 122L220 124H218L219 126L217 127V129L213 130V131H208V132H204L203 134L198 133L196 130L193 129V131L190 133V135H188V138L185 137V139L187 138L186 142L183 144V146L181 148H179V146L177 147L176 145H174L173 143V138L175 134H179V133H185V129L184 128H177L174 131H172L169 134H166L167 131H169L170 126L169 124L173 127H177V124H179L180 122V115L182 114L180 111L177 112V114L179 113V121L176 123V126L172 123L175 122V113L174 116L171 114L172 117L174 118H170V116H168L171 120L174 119V121H170V123H168L166 121V126L168 125L169 128H167V131L165 130V134L164 131L162 132L164 134V138L162 137V133L161 136L158 134V137H161V139L163 138L164 141L163 142V148L162 146L159 147L164 149L165 152L172 153L177 152L178 154V162L179 164L175 165V166H161V167H157L158 169H156L155 171H151L148 170L145 174L143 173L142 176H136L134 174H129V173H121V175H118L119 177H116L111 175L112 177H110L109 181L106 183V185L104 186H97L95 188V198L89 203L87 200H85L84 198L77 201V197H75V194H71V193H66L65 191L63 192L62 190H60V192L62 193L61 195L57 196L58 192L55 197L53 198L52 196L50 197H46L44 194L42 195H38L36 197L35 194V190L31 191L28 190L27 187L25 188V185L28 184V178L32 177L33 180H36V182H38V176L36 175H31L28 174V169L27 166L25 165H20L14 167L12 165L7 164L8 166L6 167V169H3L5 171L2 170V168H0V264H184V262L186 263V260L188 259V257H192L194 256V254H196L199 250L200 246H208V244H210L211 240L209 238L208 232H209V228L214 224V221L217 220V218H223L225 217V215L227 216V214L229 212H231L234 206V200L237 199L235 196V192L233 193H227V195H225L223 198L221 197V199L217 200V202L213 203V207H212V211H210L211 215L209 214V217L205 218L207 219V221H202L200 220L199 216H197L196 218H192L189 216L188 217H183V214H194L199 212V210L197 212H192L191 211H187L189 205L191 202L195 201V199L198 200V198L201 197V195L203 194L204 191H206L205 189L208 188H213V183L215 181H218L219 178H227L228 177H250L251 175V171H253L254 169H260L262 172L255 175L258 178H260L258 181L261 183V185L264 184V162L262 163V161L264 160V129L262 128V126H264V90H260L259 92L253 94V96H249L248 98H246L245 101ZM102 101V100H101ZM116 101V100H115ZM141 101V100H140ZM160 101V100H159ZM190 101V100H187ZM187 101L185 103H187ZM243 101V102H242ZM96 102V101H95ZM112 102V101H111ZM172 104L175 103V106L177 105L176 102L172 101ZM199 103V101H197ZM101 103V102H100ZM99 103V104H100ZM104 103V102H103ZM115 102H113V105ZM155 103V102H154ZM165 103V102H164ZM189 103V102H188ZM193 103H196L193 102ZM224 103V102H223ZM41 104V103H40ZM152 104V103H151ZM157 104V103H156ZM168 104V103H167ZM170 104V103H169ZM190 104V103H189ZM188 104V105H189ZM216 104V103H214ZM213 104V106H214ZM219 104V103H218ZM237 104V105H236ZM104 104L98 105L99 106H103ZM141 105V104H139ZM160 105V104H157ZM164 106L166 104H163ZM186 105V104H184ZM193 105V104H191ZM198 105V104H197ZM196 105V106H197ZM206 105V104H205ZM112 106V105H111ZM156 106V105H154ZM161 106V105H160ZM207 106V105H206ZM212 106V105H211ZM218 107V105H215ZM220 106V105H219ZM115 107V106H114ZM138 107V106H137ZM150 107V105H149ZM172 107V105H171ZM194 107V105H193ZM227 107V106H226ZM225 107V108H226ZM187 107L185 109L188 110ZM198 108H201L198 106ZM204 108V107H203ZM86 109V108H85ZM84 109V110H85ZM101 108L99 107V110ZM115 109V108H114ZM161 109V108H159ZM168 109V108H167ZM181 109V108H180ZM178 109V110H180ZM191 109V108H190ZM193 109V108H192ZM191 109V110H192ZM214 109V108H213ZM217 109V108H216ZM177 110V109H176ZM186 110V111H187ZM195 110V107L194 109ZM192 110V111H193ZM202 108L200 109L201 112ZM207 110V109H206ZM219 110V108L217 109ZM228 110V109H227ZM236 110V111H237ZM98 111V110H97ZM102 111V109H101ZM100 111V112H101ZM148 111V110H147ZM164 112H167L165 109L162 110ZM161 111V112H162ZM186 111H182L183 113ZM199 112V110H197ZM203 111V110H202ZM214 111V110H213ZM92 112V111H91ZM99 112V111H98ZM146 112V110H145ZM163 112V115L165 114ZM211 112V111H210ZM220 112V110L218 111ZM217 112V113H218ZM89 113V112H88ZM141 113V111H140ZM172 113V112H171ZM90 114V113H89ZM100 114V113H99ZM143 113H141V115H143ZM185 114V113H184ZM183 114V115H184ZM191 114V113H190ZM194 114V113H193ZM200 114L203 113H199V117H201ZM209 114V113H208ZM211 114V113H210ZM214 114V113H213ZM212 114V115H213ZM28 114H26L27 116ZM87 115V114H86ZM98 115V114H97ZM162 115V117H163ZM223 115V114H222ZM227 115V114H226ZM230 115V114H229ZM25 116V117H26ZM178 116V115H176ZM182 116V115H181ZM186 116V114H185ZM184 116V117H185ZM189 118L191 115H188ZM203 116V115H202ZM214 116H216V112L214 114ZM161 117V118H162ZM187 117V116H186ZM208 116H206L205 118H207ZM223 117V116H222ZM221 117V118H222ZM227 116H225L226 119ZM139 118V117H138ZM137 118V119H138ZM166 118V117H165ZM193 119V117H191ZM190 118V119H191ZM215 118V117H214ZM230 118V117H229ZM237 118V117H236ZM176 119H178L176 117ZM185 119V118H183ZM182 119V120H183ZM189 121L192 124V120ZM203 119V118H202ZM208 119V118H207ZM206 119V120H207ZM132 120V119H131ZM136 120V118H135ZM160 120V119H159ZM186 120V119H185ZM196 120V119H194ZM201 120V119H200ZM205 120V119H204ZM203 120V121H204ZM209 120V119H208ZM211 120V119H210ZM220 120H223L220 119ZM219 120V121H220ZM227 120V119H226ZM164 121V122H165ZM177 121V120H176ZM184 121V120H183ZM182 121V122H183ZM198 121V119L196 120ZM79 122V121H78ZM134 122V121H133ZM132 122V123H133ZM159 122V121H157ZM161 122V121H160ZM163 122V120H162ZM172 122V123H171ZM190 122L188 123V126L190 125ZM215 122V121H214ZM74 123V122H73ZM129 123V122H128ZM187 123V122H186ZM195 123V122H194ZM194 123L192 124V126L194 125ZM197 123V122H196ZM200 123V122H199ZM204 123V122H203ZM208 123V121H207ZM211 123V122H210ZM51 124V123H50ZM71 124V123H70ZM130 124V123H129ZM135 126H136V122H134ZM156 124V123H155ZM163 124V123H162ZM164 124V125H165ZM202 124V121H201ZM216 124V122H215ZM78 125V123L76 124ZM132 125V124H131ZM180 125V124H179ZM182 125V124H181ZM187 125V124H186ZM185 125V126H186ZM200 125V124H199ZM73 126V125H72ZM138 126V125H137ZM136 126V127H137ZM164 126V128L166 127ZM167 126V127H168ZM191 126V127H192ZM44 127V126H43ZM74 127V126H73ZM131 127V126H130ZM134 126H132L133 128ZM171 127V128H172ZM173 127V128H174ZM196 127L198 128V126L196 125ZM209 127V126H208ZM207 127V128H208ZM214 127V125H213ZM42 128V127H41ZM77 128V127H76ZM135 128V127H134ZM157 128V127H156ZM160 128V127H159ZM163 128V129H164ZM190 128V127H189ZM200 128V127H199ZM204 128V126H203ZM205 128V129H207ZM50 129V128H49ZM125 129V128H124ZM127 129V128H126ZM162 129V130H163ZM166 129V128H165ZM202 129V126H201ZM203 129V130H205ZM47 130V129H46ZM123 130V129H122ZM134 130V129H133ZM138 133L139 127L138 129H135ZM134 130V132L136 133V131ZM157 130V129H156ZM159 130V129H158ZM188 130V129H187ZM192 130V129H190ZM199 130V129H198ZM79 132V129L77 130ZM76 131V132H77ZM130 131V130H129ZM155 131V130H154ZM154 131H152L154 133ZM201 131V130H200ZM48 132V131H47ZM128 132V131H127ZM149 132V131H148ZM151 132V133H152ZM156 132V131H155ZM159 132V131H158ZM157 132V133H158ZM161 132V131H160ZM45 133V132H44ZM117 133V132H116ZM134 133V134H135ZM143 132H139V134ZM188 133V132H186ZM185 133V134H186ZM50 134V133H49ZM78 134V133H77ZM115 134V133H114ZM113 134V135H114ZM118 134H122V133H118ZM117 134V137L119 136ZM125 134V133H124ZM123 134V135H124ZM145 134V133H144ZM143 134V135H144ZM149 134V133H148ZM44 137V134H42ZM76 135V134H75ZM129 135V133L127 134ZM126 135V136H127ZM132 135V134H131ZM138 135V134H136ZM147 135V134H145ZM156 135V134H155ZM215 135L217 138V144H216V150H218L219 153H222V155H219L217 152L216 154H212V153H208L207 155H204V153L200 154V151L203 149V147L208 144L210 141L209 137ZM41 136V135H40ZM125 136V137H126ZM135 136V135H133ZM139 136V135H138ZM153 135H151L150 137H152ZM183 136V135H182ZM187 136V135H186ZM39 137V136H37ZM42 137V136H41ZM42 137V138H43ZM116 137V136H115ZM120 137V136H119ZM119 137H118V141H119ZM146 137V136H145ZM145 137H143L145 139ZM184 137V136H183ZM45 138V137H44ZM108 138V137H107ZM129 138V137H128ZM133 138V137H132ZM136 139V137H134ZM215 138V137H214ZM114 139V138H113ZM126 139V138H122ZM130 139V138H129ZM133 139V141L135 140ZM138 139V138H137ZM141 139V138H140ZM151 139V138H150ZM149 139V140H150ZM152 139H154L152 137ZM156 139V138H155ZM161 139H158L159 141ZM180 139V138H179ZM45 140V139H43ZM104 140V139H103ZM115 140V139H114ZM111 141V139H110ZM141 141V140H140ZM143 141V140H142ZM147 141V140H146ZM178 141V140H177ZM180 141V140H179ZM99 142V140H98ZM107 142V140L105 141ZM116 142V141H115ZM120 142V141H119ZM118 142V143H119ZM122 142V141H121ZM127 142V141H126ZM139 142V141H138ZM137 142V143H138ZM152 142V141H150ZM45 143V141H44ZM100 143V142H99ZM114 143V142H113ZM113 143H110V145L113 146ZM125 143V142H124ZM130 143V141H129ZM136 143V142H135ZM144 146H145V142ZM148 143V141H147ZM31 145H33V150H32V156L33 154H35L37 152V150L39 148L42 147L41 145V139H34L32 140V142L30 143ZM43 144V143H42ZM101 144V143H100ZM102 144H104V141L102 142ZM101 144V145H102ZM120 144V143H119ZM131 144H133L131 142ZM157 144H161V143H157ZM98 145V144H97ZM108 145V144H106ZM122 145V144H121ZM126 146V143L124 144ZM124 145H122L124 147ZM138 145V144H137ZM148 145V144H147ZM213 145V144H212ZM129 146V145H128ZM127 146V147H128ZM135 146V145H134ZM149 146V145H148ZM148 146H146V149L148 148ZM153 146V145H152ZM156 146V143L155 145ZM210 146V145H209ZM92 147V146H91ZM95 147V144H94ZM102 147V146H101ZM107 147V146H106ZM109 147V146H108ZM104 149V151H106L109 148ZM133 147V145H132ZM136 147V146H135ZM158 147V145H157ZM156 147V148H157ZM215 147V146H214ZM116 148V147H115ZM131 148V147H130ZM150 148V146H149ZM152 148V147H151ZM155 150L156 148L153 147ZM160 148L158 151H160ZM207 148V147H206ZM210 148V147H209ZM5 149V148H4ZM7 149V147H6ZM96 149V148H94ZM98 149V148H97ZM96 149V150H97ZM117 149V148H116ZM115 149V150H116ZM122 149V148H121ZM120 149L121 153L122 150ZM124 149V148H123ZM126 149V147H125ZM140 149V148H139ZM138 149V150H139ZM146 149L143 151L145 152ZM152 149V151L154 150ZM208 149V148H207ZM236 149V151H239L237 153H240L243 149V154H237L235 156H232V158L229 159H222V157H224V154L226 155L227 152H234L233 150ZM3 150V149H2ZM10 150V148H9ZM100 150V148H99ZM102 150V148H101ZM112 150V149H111ZM110 150V151H111ZM114 150V151H115ZM135 149L130 150V153H132L131 151H134ZM151 151V149H149ZM154 150V151H155ZM213 150V147L211 149V151ZM5 151V150H3ZM8 151V149L6 150ZM5 151V153H6ZM89 151V150H88ZM91 151V149H90ZM119 151V150H118ZM118 151L116 150L118 154ZM140 151V150H139ZM138 151V152H139ZM148 151V149H147ZM146 151V152H147ZM163 151V150H162ZM204 151V150H203ZM208 151V150H207ZM235 151V153H236ZM93 153V151H91ZM101 152V151H100ZM103 152V151H102ZM101 152V153H102ZM112 152H111V156H112ZM135 152V151H134ZM142 152V151H140ZM142 152V153H143ZM164 152V153H165ZM87 153V152H86ZM90 154V152H88ZM91 153V156H93V154ZM109 153V152H108ZM107 153V155H108ZM120 153V152H119ZM129 153V150H128ZM152 153V152H151ZM150 153V154H151ZM155 152H153L154 155ZM199 153V154H198ZM7 154V153H6ZM9 154V153H8ZM29 154V155H30ZM98 154V153H96ZM95 154V155H96ZM100 154V153H99ZM98 154V155H99ZM103 154V153H102ZM100 154V155H102ZM115 154L113 157H115ZM140 154V153H139ZM144 154V153H143ZM142 154V155H143ZM149 154V151L147 153V155ZM149 154V155H150ZM158 154V153H157ZM2 155V152H1ZM0 155V156H1ZM4 155V154H3ZM10 155V154H9ZM88 155V154H87ZM86 155V156H87ZM105 154V157L107 156ZM110 155V154H109ZM119 155V154H118ZM122 155V154H121ZM128 155V154H127ZM126 155V156H127ZM131 155V154H130ZM128 155V157L130 156ZM160 155V154H158ZM172 155V154H171ZM201 155V156H200ZM228 155V154H227ZM232 154H229V156ZM7 156V155H6ZM85 156V157H86ZM141 156V155H140ZM146 156V155H145ZM151 156V155H150ZM161 156V155H160ZM168 156V155H167ZM227 156V157H229ZM96 157V156H93ZM104 158L103 156H100V158ZM108 157V156H107ZM118 157L120 158V156L116 155V159H118ZM144 157V156H143ZM154 157V156H152ZM163 157V156H162ZM177 157V156H176ZM231 157V156H230ZM9 159V157H7ZM88 158V157H87ZM97 158V157H96ZM95 158V159H96ZM111 158V157H108ZM122 158V157H121ZM120 158V159H121ZM132 158V157H130ZM141 158V157H140ZM13 159V157H12ZM11 159V160H12ZM84 159V158H83ZM142 159V158H141ZM153 158H151L150 160H152ZM161 159V158H160ZM10 160V161H11ZM82 159H80L79 161H81ZM97 160V159H96ZM115 160V158L113 159ZM133 160V159H132ZM136 158H135V164L138 163L136 162ZM157 160V159H156ZM155 160V162H156ZM166 160V159H165ZM164 160V161H165ZM169 160V159H168ZM174 160V159H173ZM15 161V160H13ZM90 160H86V162ZM102 162V164L104 163L101 159L99 160ZM112 161V158H111ZM111 161H107L106 163L108 164V162H110L107 166L110 168L111 165L113 164ZM124 161V160H123ZM163 161V160H162ZM171 161V160H169ZM9 162V161H7ZM12 162V161H11ZM78 159L76 162H74L73 164H77ZM114 164L116 161H113ZM118 162H120V160H118ZM116 162V163H118ZM154 162V163H155ZM174 162V161H173ZM13 163V162H12ZM11 163V164H12ZM83 163V161L81 162V164ZM96 163V162H95ZM141 162H139L140 164ZM143 163V162H142ZM151 163V162H150ZM162 163V162H161ZM160 163V164H161ZM165 163V162H164ZM163 163V164H164ZM177 163V162H176ZM84 164V163H83ZM89 164V163H88ZM92 164V162L90 163ZM89 164V165H90ZM94 164V163H93ZM101 163L98 164V166ZM126 164V163H125ZM135 164L133 163L132 165L135 166ZM18 165V164H16ZM96 165V164H94ZM110 165V166H109ZM119 165V164H118ZM132 165H129L132 167ZM138 165V164H137ZM145 165V164H144ZM149 165V164H148ZM156 165V164H155ZM158 165V164H157ZM47 166V165H45ZM44 166V167H45ZM73 166V165H72ZM106 166L105 164L103 165V167ZM106 166V167H107ZM115 168H119L116 167V164L113 165ZM112 166V167H113ZM122 168L124 166H122V162L120 165ZM143 166V165H141ZM150 166V165H149ZM1 167V166H0ZM76 166L74 165V168ZM78 167V165H77ZM83 167V166H82ZM89 168H91V166H88ZM87 167V168H88ZM93 168H95L94 166H92ZM100 167V166H99ZM107 167V169H108ZM127 167V168H126ZM138 167V166H137ZM136 167V168H137ZM145 167V166H144ZM148 167V166H147ZM154 167V166H153ZM71 168V167H70ZM81 168V167H80ZM88 168V169H89ZM97 168V167H96ZM105 168V167H104ZM125 168L128 170V166L125 165ZM130 168V167H129ZM133 168V169H136ZM77 169V168H76ZM86 168H84L85 171ZM124 169V168H123ZM145 169V168H144ZM74 170V169H72ZM69 171V172H72ZM82 169H80L81 172ZM102 170V169H100ZM111 170V168H110ZM110 170H106L105 172L108 174V172ZM132 170V169H130ZM35 171V170H34ZM31 171L33 173L36 174V172ZM42 171V170H41ZM77 171H79V168L77 169ZM83 171V170H82ZM87 171V170H86ZM85 171V172H86ZM89 171L92 172V169H89ZM96 171V170H93ZM97 171H99L97 169ZM258 170H256L257 172ZM38 172V171H37ZM84 172V173H85ZM89 172V173H91ZM116 172V171H115ZM114 172V173H115ZM251 172V173H250ZM30 173V172H29ZM44 173V172H43ZM68 173V172H67ZM65 172V174H67ZM79 173V172H77ZM102 173V172H100ZM113 173V172H111ZM119 173V174H120ZM137 173V172H136ZM39 174V173H38ZM45 174V173H44ZM62 174V173H61ZM72 174L74 175V172H72ZM106 174V175H107ZM30 175V176H29ZM69 176H71L70 178L68 177L67 180H70L71 178L75 180L76 177H72L73 175H70V173L68 174ZM79 175V174H78ZM90 175V174H89ZM95 176H93L94 178L98 175H96V172L94 174ZM104 175V174H103ZM77 176V175H76ZM108 176V175H107ZM110 176V175H109ZM40 177V176H39ZM42 177V176H41ZM67 177V176H66ZM65 177V178H66ZM79 177V176H78ZM81 177V176H80ZM101 177V176H99ZM98 177V178H99ZM254 177V176H253ZM30 178V179H32ZM82 178V177H81ZM90 178V177H89ZM107 178V177H105ZM71 179V180H72ZM80 179V178H78ZM97 179V177H96ZM100 179V178H99ZM27 180V181H26ZM42 180V179H41ZM66 180V179H65ZM108 180V178H107ZM226 180V179H225ZM232 180V179H231ZM239 180V179H238ZM238 180H234L235 183ZM243 180V179H241ZM252 180V179H251ZM254 180V179H253ZM96 181V180H95ZM229 181V180H227ZM240 181V180H239ZM249 181V180H248ZM257 181V180H256ZM33 182V181H32ZM43 182V181H42ZM45 182V181H44ZM91 182V181H90ZM92 182H94V180L92 179ZM101 182V181H100ZM243 182V181H242ZM245 182V179H244ZM243 182V183H244ZM259 182H257L259 184ZM40 183V182H38ZM65 183V182H64ZM68 183V181H67ZM97 183V182H96ZM99 183V182H98ZM97 183V185H98ZM232 183V181H231ZM240 183V182H239ZM242 183V185H243ZM247 183V184H246ZM256 183V185H257ZM44 184V183H42ZM48 184V183H47ZM102 184V183H101ZM246 185L243 186H247L250 184H248V182H245ZM50 185V183H49ZM65 185V184H64ZM217 185V184H216ZM231 185V184H230ZM238 185V184H237ZM241 185V184H240ZM239 185V187H241ZM260 186V189L263 188ZM34 186V185H33ZM92 186H96L95 182ZM215 186V185H214ZM226 186V185H225ZM242 186V187H243ZM253 186V182L251 184L252 187ZM255 186V185H254ZM264 186V185H263ZM232 187V186H231ZM246 187V189H247ZM248 187V188H249ZM70 188V187H69ZM68 188V189H69ZM94 188V187H92ZM211 188V191H212ZM226 188V187H225ZM228 188V186H227ZM257 188V187H256ZM255 188V189H256ZM31 189V188H30ZM45 190V188H43ZM240 189H245L240 188ZM252 189V188H251ZM94 190V189H93ZM210 190V189H209ZM214 190V188H213ZM218 190V188H217ZM221 190V189H219ZM254 190V188L252 189ZM258 190V188H257ZM262 190V189H261ZM91 191V190H90ZM232 191V190H231ZM230 191V192H231ZM241 191V190H240ZM255 191V190H254ZM259 191V190H258ZM92 192V191H91ZM238 193V191H236ZM225 193V192H224ZM222 193V194H224ZM48 194V193H47ZM53 194V193H52ZM85 194V193H83ZM89 194H91L89 192ZM205 194V193H204ZM214 194V193H213ZM241 194V193H240ZM239 194V197L237 200H240L241 195ZM238 195V194H237ZM49 196V195H48ZM82 196V195H81ZM84 196V195H83ZM207 196V195H206ZM217 196V195H216ZM220 196V195H219ZM30 197V199H33V202L36 204H39L44 210L48 211H43L41 212L42 214L38 213V215L35 217V219L33 220L34 222L30 221V224H28V228H27V240L25 242H22L23 246L20 247L18 249V247H15L14 244V237H13V230L16 228L17 222H16V216L17 218H23L22 222H24V216L25 214L29 213L27 211V207L24 204V201L27 200ZM87 197V196H86ZM92 197V196H91ZM203 197V196H202ZM205 197V196H204ZM215 197V196H214ZM218 197V196H217ZM88 198L89 195H88ZM87 198V199H88ZM92 199V198H90ZM204 199V198H203ZM213 200V198H211ZM211 199L207 198V201H211ZM201 200V199H200ZM247 200V199H246ZM209 201V202H210ZM29 202V201H28ZM239 202V201H238ZM237 202V203H238ZM196 202H194L195 204ZM236 203V201H235ZM198 204H200L198 202ZM197 204V205H198ZM202 204V202H201ZM205 205V203L203 204ZM208 205V204H207ZM205 205V206H207ZM38 206V205H37ZM192 206V205H191ZM202 206V205H201ZM63 207H69L72 210H75L76 208H82L84 209L83 215L82 216H78L79 218H74L73 220H71V222H67V220H65V216H67V211L65 212V210H63ZM200 207V205H199ZM203 207V206H202ZM255 208V207H254ZM192 209V208H190ZM204 209V207L202 208ZM257 209V206L256 208ZM69 210V209H68ZM195 210V209H194ZM264 210V209H263ZM252 211L253 210L252 208ZM70 212V210H69ZM72 213V212H71ZM76 213V212H75ZM200 213H204L202 211H200ZM199 213V214H200ZM256 213V212H255ZM249 216H252L253 214ZM264 213V212H263ZM36 215V214H35ZM72 215V214H71ZM23 216V217H22ZM26 216V215H25ZM68 216H70L68 214ZM73 216V215H72ZM75 216V215H74ZM202 216V215H201ZM208 216V215H207ZM245 216V215H244ZM244 216H242L244 218ZM248 216V214L246 215ZM248 216V217H249ZM256 217V216H255ZM258 217V216H257ZM203 218V217H202ZM242 218V219H243ZM263 218V217H261ZM247 219V218H246ZM251 219V218H250ZM257 219V218H255ZM254 219V220H255ZM260 219V218H259ZM258 219V221H259ZM241 220V219H240ZM263 220V219H262ZM220 221V220H219ZM245 221V218L243 220V222ZM247 221V220H246ZM250 221V220H249ZM218 222V221H217ZM239 222V221H238ZM242 222V221H240ZM264 222V221H263ZM203 223L202 225H205L204 227L206 228V230H204L205 228H199V225ZM206 223V224H205ZM222 223V222H221ZM218 224V223H217ZM224 224V221H223ZM222 224V225H223ZM228 224V223H227ZM226 224V226H227ZM242 224V223H241ZM26 223H24V227ZM225 225V224H224ZM229 225V224H228ZM238 225V224H237ZM236 225V226H237ZM244 225V224H243ZM218 226V225H217ZM15 227V228H14ZM216 225H214L213 228H215ZM14 228V229H13ZM212 228V229H213ZM223 228V227H222ZM232 228V230L235 228L237 229V227H230ZM229 228V230H230ZM259 228V226H258ZM261 229L263 227H260ZM210 229V230H212ZM241 229V228H240ZM16 230V229H15ZM216 232V228L214 229ZM260 230V229H259ZM263 230V229H262ZM223 231V229H222ZM227 230H225L226 233ZM236 231V230H234ZM258 231V229H257ZM261 231V230H260ZM211 232V231H210ZM229 232V231H228ZM254 232V231H253ZM15 233V232H14ZM26 233V232H25ZM249 233V232H248ZM255 234V233H254ZM214 235V234H213ZM212 235H210L211 237ZM227 235H225L226 237ZM247 236V235H246ZM262 236V234L260 235ZM13 237V239L11 238ZM224 237V238H225ZM249 238H251L250 236H248ZM258 237V236H257ZM256 237V238H257ZM263 237V236H262ZM254 238V237H253ZM252 238V239H253ZM254 238V239H256ZM261 238V237H260ZM221 239V238H220ZM226 240V239H225ZM248 241V240H247ZM246 241V242H247ZM250 241V240H249ZM261 241V240H260ZM222 242V241H221ZM256 242V241H255ZM239 243V242H237ZM237 243H235L234 245H236ZM243 243V242H241ZM250 243V242H249ZM248 243V244H249ZM253 243V242H252ZM262 243V241H261ZM228 244V243H227ZM257 244V242H256ZM255 248H258L256 247ZM214 245V244H213ZM220 245V244H219ZM244 245V244H243ZM17 246V245H16ZM233 246V245H232ZM231 246V247H232ZM240 246V245H239ZM250 247V244L248 245ZM258 246V245H257ZM264 246V245H261ZM260 246V242H259V247ZM212 247V246H209ZM216 247V246H215ZM218 247V246H217ZM242 247V246H241ZM248 247V249H249ZM214 248V247H213ZM229 247H225L224 249H228ZM233 248V247H232ZM212 249V248H211ZM216 249V248H215ZM223 249V250H224ZM231 249V248H230ZM229 249V250H230ZM240 249V247H239ZM243 249V247L241 248ZM207 249H205L206 251ZM219 250V249H218ZM233 251L235 249H232ZM236 250H238V248H236ZM260 250V249H259ZM217 251V249H216ZM222 251V249H221ZM231 251V250H230ZM242 251V250H241ZM250 251V249H249ZM207 252V251H206ZM215 252V251H213ZM211 255V258L217 260L218 263H220L219 261H232L237 262L239 264L241 263H245V255L248 253L241 254L238 256H235V253L233 252H225V253H213ZM219 252V251H218ZM248 252V251H247ZM263 252V249H262ZM264 253V252H263ZM262 253V255H263ZM237 254V253H236ZM252 254H254V252H252ZM251 254V255H252ZM199 255V254H198ZM260 255V254H259ZM255 256V255H254ZM196 257V256H194ZM256 257V256H255ZM258 257V255H257ZM202 258H204V256H202ZM252 258V257H250ZM249 258V259H250ZM259 258H261L259 256ZM192 259V258H190ZM264 260V257L262 258ZM200 261V258L198 259ZM209 260V259H208ZM212 260V259H211ZM247 260V259H246ZM257 260V259H256ZM254 260V261H256ZM261 260V259H259ZM193 262L194 264H203L202 262ZM214 261V260H213ZM212 261V262H213ZM252 261V260H251ZM258 261V260H257ZM209 262V261H208ZM215 262V261H214ZM216 262V264H217ZM250 262V261H249ZM262 262V261H261ZM192 263V264H193ZM191 264V263H190ZM225 264V263H224ZM227 264V263H226Z\"/></svg>",
    "mask_w": 264,
    "mask_h": 264
}]
</instances>
